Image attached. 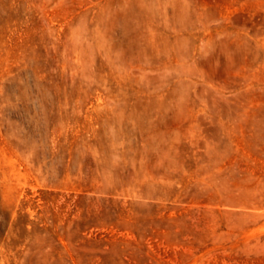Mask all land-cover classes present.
I'll return each mask as SVG.
<instances>
[{
  "label": "rangeland",
  "instance_id": "374dc122",
  "mask_svg": "<svg viewBox=\"0 0 264 264\" xmlns=\"http://www.w3.org/2000/svg\"><path fill=\"white\" fill-rule=\"evenodd\" d=\"M0 264H264V0H0Z\"/></svg>",
  "mask_w": 264,
  "mask_h": 264
}]
</instances>
